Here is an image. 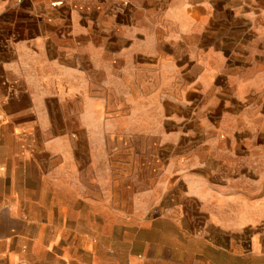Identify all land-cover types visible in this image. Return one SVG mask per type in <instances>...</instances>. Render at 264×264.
<instances>
[{
    "label": "crops",
    "instance_id": "obj_1",
    "mask_svg": "<svg viewBox=\"0 0 264 264\" xmlns=\"http://www.w3.org/2000/svg\"><path fill=\"white\" fill-rule=\"evenodd\" d=\"M144 1L0 0V264H264L262 175L229 192L221 162L201 191L185 180L180 202L175 177L140 163L136 176L83 177L97 37ZM181 1L185 14L204 7Z\"/></svg>",
    "mask_w": 264,
    "mask_h": 264
},
{
    "label": "rangeland",
    "instance_id": "obj_2",
    "mask_svg": "<svg viewBox=\"0 0 264 264\" xmlns=\"http://www.w3.org/2000/svg\"><path fill=\"white\" fill-rule=\"evenodd\" d=\"M187 2L204 7L115 9L119 29L97 37V84H82L83 177L136 176L140 163L146 176L175 177L180 202L185 180L201 191L221 162L229 192L264 176V0Z\"/></svg>",
    "mask_w": 264,
    "mask_h": 264
},
{
    "label": "built area",
    "instance_id": "obj_3",
    "mask_svg": "<svg viewBox=\"0 0 264 264\" xmlns=\"http://www.w3.org/2000/svg\"><path fill=\"white\" fill-rule=\"evenodd\" d=\"M1 119H2V118H1V116H0V123H1Z\"/></svg>",
    "mask_w": 264,
    "mask_h": 264
}]
</instances>
